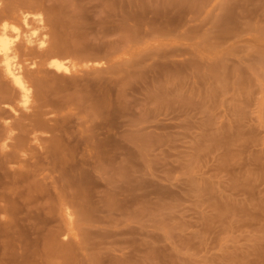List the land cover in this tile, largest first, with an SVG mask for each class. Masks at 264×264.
I'll use <instances>...</instances> for the list:
<instances>
[{
    "label": "rangeland",
    "instance_id": "obj_1",
    "mask_svg": "<svg viewBox=\"0 0 264 264\" xmlns=\"http://www.w3.org/2000/svg\"><path fill=\"white\" fill-rule=\"evenodd\" d=\"M4 22L32 91L0 99V264H264V0H0Z\"/></svg>",
    "mask_w": 264,
    "mask_h": 264
},
{
    "label": "bare ground",
    "instance_id": "obj_2",
    "mask_svg": "<svg viewBox=\"0 0 264 264\" xmlns=\"http://www.w3.org/2000/svg\"><path fill=\"white\" fill-rule=\"evenodd\" d=\"M25 13V12H24ZM23 13V15H22V22H23V24L24 25H26V26H28L29 25V23H28V17H27V15L28 14H24ZM38 20L39 21H41V18L40 17H38ZM30 21V20H29ZM55 24H57L56 22H55ZM66 24V23H65ZM68 26V25H67ZM7 28V29H6ZM37 28V27H36ZM7 30H8V27H7V24L4 22L1 26H0V74H2L3 75V77L5 78V79H7L8 81H9V83H10V86L11 87H0V99H4L3 101H5V100H7V103H8V101H9V106H8V108L9 109H11L13 112H17V109H16V106H18V108L20 107L22 110H28L29 108H30V103H31V86H29L30 85V82H29V80H30V77H29V80H28V78H26V76L24 75V72H23V67L25 66H28L29 65V63L27 64V65H24V64H22V62H21V59H19V50H18V48H17V45H16V43H15V41H17V39L19 38V36H20V32L18 31V29L17 28H13V30L15 31V34H13L12 36H10L9 34H8V32H7ZM27 31V30H26ZM29 32V31H28ZM14 33V32H13ZM26 34V33H25ZM54 36H56L55 35V33H54ZM66 39H67V37H65ZM53 37H52V41H53ZM59 38H57V41L59 42V40H58ZM61 39H62V37H61ZM65 39V40H66ZM69 39V38H68ZM80 39V38H79ZM45 40H46V38H45V36L43 37V34H39L38 32H37V30L36 29H34V28H31V30H30V34L27 36V38H26V44L24 45V48H26L27 50H32V49H29V47H28V45L27 44H29V43H36V45H37V49H41L42 50V48L43 47H45V45H44V42H45ZM55 40H56V38H55ZM77 40V39H76ZM61 41V40H60ZM70 41H72V40H70ZM65 42L66 41H64V44H65ZM55 43V42H54ZM62 43V42H61ZM74 43H75V41H74ZM45 44H46V42H45ZM67 44H68V42H67ZM79 44H80V42H79ZM44 45V46H43ZM60 45V44H59ZM62 45V44H61ZM30 46V45H29ZM64 46V45H63ZM69 46H71V45H69ZM68 46V47H69ZM73 46V45H72ZM76 46H77V44H76ZM68 47H65L66 48V50H67V48ZM53 48H54V50L53 51H51V52H54V51H56L57 49L59 50L60 48H62V46L59 48V46L58 45H56V44H54L53 45ZM77 48H79V46L77 47ZM72 49V48H71ZM63 50H65V49H63ZM76 50V49H75ZM62 51V50H61ZM68 51V50H67ZM73 51V50H72ZM77 51H79V50H77ZM82 51V50H81ZM30 52V51H29ZM29 52L28 53H23V56H25V54H26V56H25V58L27 57L28 59H29V57H31L30 55H28L27 56V54H29ZM42 52V51H41ZM50 52V53H51ZM64 52H66V51H64ZM69 52H71V50L69 51ZM76 52V51H75ZM47 53V52H46ZM46 53H44V55L46 54ZM56 53V52H55ZM40 54V53H39ZM53 55H54V53H52ZM74 54V53H73ZM41 55H43V54H41ZM52 55V56H53ZM60 55H62V54H60ZM80 55V54H79ZM55 56H56V54H55ZM55 56H53V57H55ZM65 56V55H64ZM74 56V55H73ZM22 57V56H21ZM33 57V56H32ZM36 57V56H35ZM51 57V56H50ZM53 57H51L49 60H48V62H47V64L49 65V67H52L53 68V72H54V69L55 70H63V71H65V70H67L68 68H72L71 66L69 67V63L68 64H66V62H67V60H65L64 62L63 61H61L60 59H58V58H53ZM71 57H72V55H71ZM76 57V56H75ZM78 57V56H77ZM26 58V59H27ZM48 59V58H47ZM64 60V59H63ZM27 61H29V60H27ZM33 62H32V64L34 63V65L36 64V62L34 61V60H32ZM69 61V60H68ZM31 62V61H30ZM71 64V63H70ZM24 65V66H23ZM33 65V66H34ZM47 65V66H48ZM68 65V66H67ZM32 66V67H33ZM36 67V66H35ZM27 68V67H26ZM49 69V68H48ZM73 69V68H72ZM26 70V69H25ZM29 70V69H28ZM30 70H32V68L30 69ZM36 72H37V70H35ZM60 71H59V73H60ZM63 71H61V72H63ZM68 71H70L71 72V70H68ZM32 72H34V71H32ZM58 72V71H57ZM56 72V73H57ZM30 73V72H29ZM65 73H67L66 71H65ZM69 73V72H68ZM33 74V73H32ZM53 74V73H52ZM58 74V73H57ZM62 74V73H61ZM36 75V74H35ZM31 76H33V75H31ZM38 76V75H37ZM56 76V75H55ZM60 76V75H59ZM34 77V76H33ZM54 77V76H53ZM57 77V76H56ZM32 78V77H31ZM34 78H36V77H34ZM39 78V77H38ZM59 78V77H58ZM61 78V77H60ZM39 80V79H38ZM49 80V79H48ZM53 80H55V79H53ZM40 81V80H39ZM61 81V80H60ZM44 82V81H43ZM35 83V82H34ZM33 83V84H34ZM42 83V82H41ZM51 83V82H50ZM55 83V82H54ZM62 83V82H61ZM0 84H2V83H0ZM51 84H53V81H52V83ZM50 84V85H51ZM35 85V84H34ZM33 85V86H34ZM49 85V84H48ZM56 85H58V83L56 84ZM55 86V85H54ZM35 87H37L36 85H35ZM40 87H41V84H40ZM50 87V86H49ZM53 88V87H52ZM41 89V88H40ZM49 89V88H48ZM47 89V91L48 92H50L49 90ZM51 89V88H50ZM38 91H39V89H38ZM41 92H42V90H41ZM43 92H44V89H43ZM46 94H47V92H46ZM37 95H44V96H42V98L43 97H46L47 95L48 96H50L49 94H47L46 96H45V94H37ZM51 95H54V94H51ZM47 96V97H48ZM37 97H39V96H37ZM46 97V98H47ZM33 98V97H32ZM40 98V97H39ZM38 98V99H39ZM70 98H72V97H70ZM69 98V99H70ZM12 99V100H11ZM41 99V98H40ZM39 99V100H40ZM17 101V102H14V105H12V104H10V102H13V101ZM42 100V99H41ZM44 100H46V99H44ZM49 100V99H48ZM51 101V100H50ZM49 101V102H50ZM42 102V101H41ZM45 102H47V101H45ZM49 102H47V103H49ZM100 102V101H99ZM15 103H16V105H15ZM43 103V102H42ZM41 103V104H42ZM46 103V104H47ZM5 104V103H4ZM43 105V104H42ZM48 105V104H47ZM7 106V105H6ZM44 106H45V104H44ZM40 114L41 115H43L41 112H40ZM36 115H37V113H36ZM36 117H38V116H36ZM45 120V119H44ZM32 123H34L33 124V130H35V129H37V128H40V127H42L44 124H43V121L40 119V118H37L35 121L33 120L32 121ZM32 125V124H31ZM30 125V126H31ZM49 127V126H48ZM32 131V130H31ZM11 135V134H10ZM2 140V139H1ZM52 142V141H51Z\"/></svg>",
    "mask_w": 264,
    "mask_h": 264
}]
</instances>
